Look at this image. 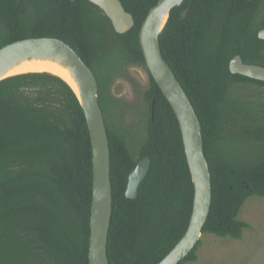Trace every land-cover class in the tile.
I'll return each mask as SVG.
<instances>
[{
  "label": "trees",
  "instance_id": "obj_1",
  "mask_svg": "<svg viewBox=\"0 0 264 264\" xmlns=\"http://www.w3.org/2000/svg\"><path fill=\"white\" fill-rule=\"evenodd\" d=\"M30 1L28 17L21 14L23 4L10 13L15 35L0 39V49L24 39L57 38L93 70L111 151L109 263L158 264L185 235L193 210L180 125L150 73L148 108H139L143 126L124 122V102L111 88L118 77L129 78V66L148 71L140 31L159 0H120L135 20L125 34L116 33L88 0ZM261 8L264 0H188L172 10L160 36L163 57L202 126L213 183L203 235L242 239L250 227L238 218L245 202L264 197V102L253 115L231 98L238 84L264 88V82L230 71L236 56L264 66ZM145 158L149 173L137 198L129 199V176ZM92 159L86 117L66 82L48 73L0 81V264H88ZM200 246L179 264L196 262Z\"/></svg>",
  "mask_w": 264,
  "mask_h": 264
},
{
  "label": "water",
  "instance_id": "obj_2",
  "mask_svg": "<svg viewBox=\"0 0 264 264\" xmlns=\"http://www.w3.org/2000/svg\"><path fill=\"white\" fill-rule=\"evenodd\" d=\"M88 1L103 11L116 33L125 34L135 26L133 16L126 11L120 0ZM186 1L188 0H159L150 10L140 31V45L147 69L178 119L194 184L193 210L188 229L180 242L158 264H179L188 258L203 236L213 202L212 174L205 155L199 117L185 89L164 59L160 45V36L172 10L180 8ZM187 14L188 10H185L181 19H186ZM258 37L264 40V30L259 32ZM45 56L54 57L68 65L78 85L79 92L62 79L72 88L80 102L92 145L93 196L88 264H110L108 246L113 211L111 151L105 117L99 102V85L95 73L68 43L57 38L44 37L19 40L1 48L0 77L15 62L25 58ZM230 71L234 75L239 74L264 82V67L246 64L241 56H236L231 61ZM7 78L10 77L0 78V81ZM154 115L155 100L152 103V119ZM150 166V159L145 158L131 172L126 191L127 198H137L139 188L146 179Z\"/></svg>",
  "mask_w": 264,
  "mask_h": 264
},
{
  "label": "rangeland",
  "instance_id": "obj_3",
  "mask_svg": "<svg viewBox=\"0 0 264 264\" xmlns=\"http://www.w3.org/2000/svg\"><path fill=\"white\" fill-rule=\"evenodd\" d=\"M264 8H261L259 17ZM129 78L118 77L111 92L124 102L123 119L126 124L142 126L139 108H148L144 92L149 89L150 76L146 68L138 65L126 69ZM231 98L252 108V114H259L260 104L264 102V88L254 84H238L231 91ZM239 220L250 227L243 231V237L235 240L220 238L214 234H204L198 248V260L189 264H264V197H250L244 204Z\"/></svg>",
  "mask_w": 264,
  "mask_h": 264
},
{
  "label": "bare ground",
  "instance_id": "obj_4",
  "mask_svg": "<svg viewBox=\"0 0 264 264\" xmlns=\"http://www.w3.org/2000/svg\"><path fill=\"white\" fill-rule=\"evenodd\" d=\"M44 72L58 76L79 92L77 82L68 65L54 57H31L15 62L1 75V79L24 73Z\"/></svg>",
  "mask_w": 264,
  "mask_h": 264
},
{
  "label": "flooded vegetation",
  "instance_id": "obj_5",
  "mask_svg": "<svg viewBox=\"0 0 264 264\" xmlns=\"http://www.w3.org/2000/svg\"><path fill=\"white\" fill-rule=\"evenodd\" d=\"M22 4L23 6L21 8V12H22L21 14H23L24 18H26L28 17V14L31 13L32 6L30 0H0V39L1 40L3 39L5 40L7 36L15 35V28L11 24V19L13 17H10V13L15 12L16 8H19ZM262 30H264V28H262L260 31ZM251 65H257V64H251ZM258 66L264 67L263 65H258Z\"/></svg>",
  "mask_w": 264,
  "mask_h": 264
}]
</instances>
